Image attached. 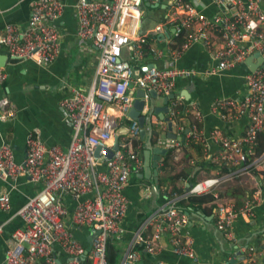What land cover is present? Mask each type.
Segmentation results:
<instances>
[{
  "label": "built area",
  "instance_id": "obj_1",
  "mask_svg": "<svg viewBox=\"0 0 264 264\" xmlns=\"http://www.w3.org/2000/svg\"><path fill=\"white\" fill-rule=\"evenodd\" d=\"M214 11L205 15L189 0H168L169 12L153 27L163 31L172 27L175 36H182L175 50H183L192 42H199L209 50L214 65L203 70L206 74L243 63L246 56L258 52L261 61L242 75L244 92L239 97L218 95L212 98L209 111L221 119H242L243 127L235 134L212 128L207 138L217 151L206 154L213 173L187 184L183 192L167 190L168 196L146 213L133 229L128 243L116 264H139L137 244L154 254L163 246L166 236L170 249L177 255L196 261L193 238L182 232L188 213L178 209L175 202L187 193L211 192L210 216L214 228L223 237L236 243L238 254L245 264H264V236L258 246L237 243L232 230L233 220L241 216L249 219L264 192V147L256 152L257 133H264V6L260 0H211ZM141 0H75L72 8L76 20V34L88 38L98 49L94 81L83 92L71 87L58 101L69 129L65 148L45 144L35 129L25 135L21 159L13 158L12 145L0 143V178L24 175L39 182L40 187L25 198L16 209L21 224L10 232L0 264H107L106 240L109 235L120 237L122 219L127 208L123 189L130 171H139V149L144 137L135 118L128 116L134 98L133 87L144 89L145 103L140 113L147 116L145 136L150 144L164 147L171 161L182 157L183 145L175 137L164 135L166 124L150 113L146 104L152 89L157 95L168 94L178 76L193 75V67L154 66L134 72L145 53V38L137 32ZM27 23L17 28L6 23L0 32V46L9 55L29 59L38 64L51 61L59 50L60 31L54 24L65 3L63 0H29ZM128 53L123 56V51ZM155 55L162 49H151ZM252 61L255 57L251 58ZM140 67V66H139ZM6 73L0 66V83ZM190 111L200 112L194 103ZM168 108V106H167ZM15 107L6 96L0 97V117L13 115ZM171 109L167 119L174 120ZM164 122V121H163ZM165 123V122H164ZM125 124L126 132L118 135L119 144L112 154L105 155L113 141V133ZM181 131V124H178ZM197 133L192 134L196 138ZM152 139V140H151ZM98 148L97 155L94 154ZM223 165L227 169L220 171ZM229 184L245 188V195L237 204L232 195L225 194ZM150 184H145L148 192ZM73 198L71 211L62 200ZM9 207V194L0 192V209ZM206 214V215H209ZM89 226V247L75 239L68 228ZM1 231V226H0ZM58 245L65 253L63 260L55 255ZM155 264H168L157 261Z\"/></svg>",
  "mask_w": 264,
  "mask_h": 264
},
{
  "label": "crops",
  "instance_id": "obj_2",
  "mask_svg": "<svg viewBox=\"0 0 264 264\" xmlns=\"http://www.w3.org/2000/svg\"><path fill=\"white\" fill-rule=\"evenodd\" d=\"M63 1L65 6L54 20V24L60 31L59 50L51 61L38 64L29 59H14L9 57L3 46H0V58H2L0 66L6 73L5 79L0 83V97H8L15 107L13 115L0 117V143L6 140L12 145L15 160L23 156L25 135L30 129H35L45 144H57L65 148L69 142L70 129L64 114L58 108V101L68 94L71 87L85 92L90 89L94 81L98 49L88 38H81L76 34V20L72 8L75 0ZM189 1L205 15L214 11L211 0ZM260 1L264 6V0ZM28 2L29 0H0V32L3 31L6 23H12L17 28L26 25ZM169 9L168 0H141L137 32L145 38V53L139 62L140 67L135 65L133 70L137 72L143 70V66L152 64L159 67L170 65L193 67L197 71L193 75L175 78L174 86L170 91L173 96L168 97L167 112H164L168 115L171 109L176 110L174 120L169 119L172 121V132L175 138L182 142L186 141L183 145L182 157L178 162L169 160L172 169L166 173L183 171V176L177 178L175 184L186 187L187 179L191 178V181H195L213 173L205 155L209 151H217L218 146L207 138L210 130L218 127L228 134L235 135L243 127L242 119L223 120L211 114L209 104L212 98L218 95L239 97L245 89L242 75L247 67L243 62L211 74L202 72L215 63L209 50L199 42H192L183 50H175L184 32L180 37L172 33L171 26L161 32L153 30L156 22L162 20ZM153 48H160L163 53L155 55L151 50ZM127 53L125 49L122 55L126 56ZM136 89L137 87H133V95ZM153 98L151 101L154 105L162 104V96L156 95ZM191 102L197 106L200 112L199 117L190 111L189 103ZM146 122L147 120L145 124ZM164 122L162 120L163 125H165ZM179 123L181 131L178 130ZM165 132L164 130V135H166ZM191 133H197L196 138H192ZM142 148L139 153L141 168L139 171L129 172L123 189L128 202L122 219L123 233L120 240L123 245L119 249L118 258L121 257L133 229L142 219L143 214L145 215L158 205L168 190L164 188V185L156 188V182H153L151 177L140 175ZM161 157L163 158L162 154ZM161 160L157 162L156 175L163 174L160 170ZM145 184L151 185L148 192L144 189ZM39 187V182L28 180L24 175H17L14 179L0 178V192L7 191L9 194V207L0 209V261L6 245L10 243L11 230L22 223L16 209ZM240 199V197H234L237 204ZM62 200L68 205L70 212L74 203L73 198L66 194ZM68 228L83 248L88 249L90 227L85 225L76 227L68 224ZM181 230L193 238L196 261L175 254L170 249L166 236H163L164 246L154 254L147 253L141 247L137 248V262L155 264L162 260L168 264H245L238 254L236 243L223 237L214 228L210 214L203 216L188 214V222ZM232 230L237 243L241 245L251 243L258 246L264 236V192L254 207L253 216L249 219L236 217L232 222ZM54 250L58 259L63 260L65 253L60 247L55 245ZM233 255L235 261L228 263V259ZM118 258L113 261V264H116Z\"/></svg>",
  "mask_w": 264,
  "mask_h": 264
},
{
  "label": "water",
  "instance_id": "obj_3",
  "mask_svg": "<svg viewBox=\"0 0 264 264\" xmlns=\"http://www.w3.org/2000/svg\"><path fill=\"white\" fill-rule=\"evenodd\" d=\"M9 57H12L14 59L20 58L14 55H9ZM252 57H255L254 61L251 60ZM1 59L2 58H0V62H1ZM259 61H261L260 55L258 54V52H253L252 54L246 56L243 62L248 69H253L259 63ZM151 66L152 64H147L145 67L143 66L142 69L144 70L145 68H148ZM143 93H144V89L141 87H137L134 98L131 103V106L128 110V116H130L131 118H135L137 120L140 126L139 135L142 138L145 136L144 134L145 129L147 130V128H145L144 122L147 120V116H148V114L144 115L139 112L143 104L145 103V100L143 99ZM147 93H148V97H147L146 104L149 105L150 107V113L155 114L160 120L165 121V124H166L165 134L167 136L175 137V134L172 132V121L167 119L166 114H164V112H167V104H166L167 99L168 97H172L173 93L169 92L168 94L163 95L161 99V103H162L161 105H154L152 103L151 98L157 95L152 89L147 90ZM126 130H127V126L125 124L119 125L115 129L113 133L112 144L109 148H106V151H105V155L107 157H109L112 154L113 150L117 148L119 144L118 135L123 134L124 132H126ZM142 146H143L142 148L143 149L142 150L143 159H142V171L140 175H144L145 177H148V178L151 177L153 182H156V177H157L156 173H157V168H158L157 162L161 160L162 158L161 154L164 155L166 153V149L164 147H160L157 145H151L149 136H146V138L143 139ZM97 153H98V148H96L94 151L95 155H97ZM234 261H235L234 255L228 259V263H233Z\"/></svg>",
  "mask_w": 264,
  "mask_h": 264
},
{
  "label": "trees",
  "instance_id": "obj_4",
  "mask_svg": "<svg viewBox=\"0 0 264 264\" xmlns=\"http://www.w3.org/2000/svg\"><path fill=\"white\" fill-rule=\"evenodd\" d=\"M152 140V139H151ZM264 147V133H257V143L255 150L258 152ZM141 149H139L140 153ZM170 158L168 152L163 155L161 160L160 170L163 174H157L156 179V188H159L161 185H164L165 189L170 191L174 190L176 192H183L186 187L176 186L175 180L180 176H183V171H177L172 173H166L172 169V165L169 162ZM220 171L226 170L227 168L223 165L220 166ZM165 173V174H164ZM147 181H150L147 179ZM188 184L190 185L194 181H191V178L187 179ZM245 188L238 184H229L225 188V194L232 195L237 198H242L245 195ZM168 196V193H166ZM166 198V196H165ZM212 199L211 192H199V193H187L181 198H178L175 202V205L178 209H181L188 214H193L197 216H203L210 213V204L209 200ZM236 200V198H235ZM144 216V214H143ZM123 243L120 240V237L109 235L106 240L105 246V257L107 264H113V261L119 256V249H121ZM141 245L137 244L136 248H140ZM119 260V258H118ZM117 263V262H116Z\"/></svg>",
  "mask_w": 264,
  "mask_h": 264
},
{
  "label": "rangeland",
  "instance_id": "obj_5",
  "mask_svg": "<svg viewBox=\"0 0 264 264\" xmlns=\"http://www.w3.org/2000/svg\"><path fill=\"white\" fill-rule=\"evenodd\" d=\"M154 98H155V97H154ZM154 98H153V99H154Z\"/></svg>",
  "mask_w": 264,
  "mask_h": 264
}]
</instances>
